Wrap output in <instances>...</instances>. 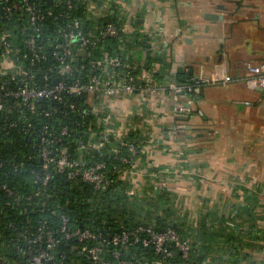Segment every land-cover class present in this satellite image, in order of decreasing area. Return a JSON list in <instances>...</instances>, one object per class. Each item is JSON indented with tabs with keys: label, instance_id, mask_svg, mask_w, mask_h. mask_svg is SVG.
<instances>
[{
	"label": "crops",
	"instance_id": "crops-1",
	"mask_svg": "<svg viewBox=\"0 0 264 264\" xmlns=\"http://www.w3.org/2000/svg\"><path fill=\"white\" fill-rule=\"evenodd\" d=\"M118 2L126 31L144 33L161 58L151 64L148 49H137L134 62L158 73L157 84L181 83L178 74L185 80L179 91L104 103L112 126L140 135L137 173L128 180L170 192L188 224L211 208L237 213L239 230L253 233L242 236L246 256L238 264H264V89L249 71L264 62V0ZM225 75L232 78L227 84L185 91L192 76ZM181 104L185 110L176 112Z\"/></svg>",
	"mask_w": 264,
	"mask_h": 264
},
{
	"label": "trees",
	"instance_id": "trees-1",
	"mask_svg": "<svg viewBox=\"0 0 264 264\" xmlns=\"http://www.w3.org/2000/svg\"><path fill=\"white\" fill-rule=\"evenodd\" d=\"M31 1L41 5L42 8H51L50 15L41 21L42 29L37 35L38 42L35 46L37 50H42L47 58L29 60V57H25L23 59L22 53H30L27 48L18 40L13 47L20 49V54L16 57L17 63L31 69L35 77L41 81L42 73L55 63L51 57V42L55 39L60 41L63 39L62 32L58 30L63 21L53 19V15L64 10L65 0H57V5H55L56 0ZM71 1L72 6L69 9L65 7V10L71 18L80 21V30L85 34L96 32L106 22H113L118 28L117 35L108 37L90 51L91 56L99 57L105 52L137 64L134 62V51L146 48L151 64L161 59L158 54H153L149 50L148 38L144 33L126 31L121 2H118L117 8L112 4L104 9L103 15L95 16L86 10V4L88 1L98 0ZM19 22L16 16L2 18L0 24L3 26L0 30L7 29L20 35L21 30L16 26ZM75 52L77 53V50ZM1 53L2 50H0V56ZM77 58L78 62L83 60V56L78 53ZM1 67L0 63V85L14 86L15 83L10 81L8 75L1 73ZM153 74L155 78H159L158 73ZM56 78L68 80L64 76ZM176 78L181 85L185 84L180 74ZM187 82L188 85L190 82ZM187 87L185 91L192 94V90ZM68 100L82 102L83 99L81 96H69ZM12 103L6 102L7 106H11ZM49 104L55 103L49 102ZM40 105L41 108L37 103L34 110L26 109L24 117H21L12 106L0 111V185L6 184L12 192L7 193L0 188V264H28L27 257L23 253L28 250L24 241L25 237L29 234L32 236L42 221L56 228L62 213L69 216L70 223L74 227L90 228L109 234L138 225H151L156 230L171 227L189 243L187 257H183L171 243L167 245L171 254L166 257H161L152 248L139 243L108 245L103 257L111 261L115 260L112 256L115 248L121 251L122 258L136 260L139 264L155 260L160 261L161 264H238V261L245 258L246 253L239 247L242 245V236L249 239L253 233L250 229L244 233L239 230L240 225L235 220L237 213L226 216L218 214L211 208L202 215V219L197 220L196 225L188 224L180 215L179 205L176 204L170 192L163 188H154L152 183L149 186L144 184L143 187H135L126 177L119 176V168H124L127 164L106 153L105 146L101 149L97 147L100 131L110 124L112 126V123L103 122L104 117L106 118L104 109L96 114L89 113L84 119L64 105L66 115L55 112L52 116L46 117L42 114L46 103L42 102ZM12 121H15L17 125L10 126ZM82 121L85 123L79 125ZM24 125L29 127L30 137L22 130ZM44 125H48L53 132L59 131V126L67 125L71 129L70 134L63 137L54 147L59 150L65 147L71 156L80 157L87 163L104 160L110 183L96 190L86 182L67 180L62 174H54L48 184L43 186L41 193L33 196V192L38 187V184L33 181V172L40 170V162L35 156L41 138L37 132ZM87 130H91V137ZM79 138L85 143L83 149L78 148ZM124 140L136 147V153L131 155L125 145L120 147V153L128 158H135L140 148L138 131L130 129L127 135H124ZM137 189L141 192L138 193ZM63 191L71 192L73 198L67 197ZM28 195L32 196L31 199L26 198ZM250 227L252 228V224ZM88 245V241L61 240L54 247L55 256L60 258L64 255L67 264H93L86 256L77 253L78 250L86 249ZM18 248H21L22 252H19Z\"/></svg>",
	"mask_w": 264,
	"mask_h": 264
},
{
	"label": "built area",
	"instance_id": "built-area-1",
	"mask_svg": "<svg viewBox=\"0 0 264 264\" xmlns=\"http://www.w3.org/2000/svg\"><path fill=\"white\" fill-rule=\"evenodd\" d=\"M58 1L56 0L55 5ZM64 10L53 15V19L62 20L59 31L63 34L60 41L55 39L51 42V57L55 63L42 73L41 81L35 77L31 69H27L18 64L16 57L20 49L14 48L16 40L20 41L30 52L22 53L23 59L29 57V60L35 58L46 59L47 55L42 50L35 48L38 42L37 35L41 32V21L48 17L51 12L50 7L42 8L31 0H0V19L16 16L20 22L16 25L20 28V35L7 29L0 30V56L1 73L9 76L14 86L5 87L0 85V111L11 106L17 110V113L24 117V111L34 110L38 103L45 102L42 114L46 117L52 116L55 112L67 114V109L77 114L80 118H86L89 113L96 114L103 109L104 103L111 98H118L126 94L161 91L168 89L179 91L184 86L174 80H169L166 84H157L150 70L140 68L138 64L124 60L117 55L102 53L99 57L91 56L90 51L99 43L108 37L118 34V28L113 22H106L94 33L85 34L80 30V21L71 18L65 7L69 9L72 6L71 0L64 1ZM112 4L118 7V0H98L88 1L86 10L95 15H103L104 9ZM58 18V19H57ZM3 24H0L2 27ZM28 30H30L28 32ZM85 49L86 54L82 55L83 60L78 62V50ZM77 50V53L75 52ZM249 71L255 76L257 84L264 89V62L251 65ZM57 76H64L66 79H57ZM232 78L228 75L224 77H205L192 76L188 88L196 90L209 84H227ZM187 85V84H186ZM185 85V86H186ZM69 96H81L82 102L68 100ZM10 99V100H9ZM7 101L13 102L12 105L6 104ZM49 102L55 103L50 105ZM176 112L185 110L184 106L176 105ZM105 124L112 123V120L105 118ZM84 121L79 125H83ZM17 125L15 121L10 126ZM111 125V124H110ZM107 126L100 131L98 148L106 147V153L111 154L120 162L127 164L124 168H119V176L129 177L137 173V166L134 158H128L120 153V147H128L131 155L136 153V147L124 140V135L131 129L117 126ZM120 131L118 132V130ZM133 129V128H132ZM22 130L30 137L29 127L24 125ZM71 129L67 125L59 126V131L53 132L48 126L44 125L37 134L41 136L40 146L35 155L40 162V170L33 172V181L38 187L33 192V196L41 193L43 186H46L54 174H62L67 180H80L90 184L94 189L99 190L110 183L107 174L106 162L98 160L93 163H87L80 157L71 156L67 149L55 148L54 145L70 134ZM89 137L92 136L91 130H87ZM78 148H85L83 139H78ZM7 193H12L10 187L6 184L0 185ZM138 193L141 191L137 189ZM31 195L26 196L31 199ZM88 241L86 249L78 250L77 253L86 256L93 264H139L136 260L122 258L121 251L114 249L112 256L115 260L111 261L103 257L108 245H128L139 243L142 246L150 247L155 253L166 257L171 254L167 247L172 244L182 253L183 257L188 256L189 243L182 239L179 233L171 227L162 230H156L151 225H138L131 229H123L120 232L109 234L102 231H94L90 228L74 227L70 223L67 214L60 215L57 227L48 225L42 221L36 231L25 237L27 252H23L27 257L28 264H67L65 256L56 258L54 247L61 240L70 241ZM22 252L21 248H18ZM146 264H161L155 260Z\"/></svg>",
	"mask_w": 264,
	"mask_h": 264
},
{
	"label": "water",
	"instance_id": "water-1",
	"mask_svg": "<svg viewBox=\"0 0 264 264\" xmlns=\"http://www.w3.org/2000/svg\"><path fill=\"white\" fill-rule=\"evenodd\" d=\"M86 50L85 49H81V50H78V54H82V55H84V54H86ZM63 193H65L66 194V196L67 197H69V198H73V194L71 193V192H65V191H63ZM77 199L75 198V201H76Z\"/></svg>",
	"mask_w": 264,
	"mask_h": 264
}]
</instances>
